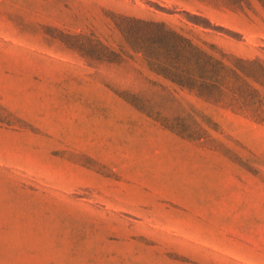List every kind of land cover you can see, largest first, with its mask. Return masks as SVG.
Masks as SVG:
<instances>
[{"label": "rangeland", "instance_id": "374dc122", "mask_svg": "<svg viewBox=\"0 0 264 264\" xmlns=\"http://www.w3.org/2000/svg\"><path fill=\"white\" fill-rule=\"evenodd\" d=\"M124 17L211 54L208 89ZM0 264H264V0H0Z\"/></svg>", "mask_w": 264, "mask_h": 264}, {"label": "trees", "instance_id": "16d2710c", "mask_svg": "<svg viewBox=\"0 0 264 264\" xmlns=\"http://www.w3.org/2000/svg\"><path fill=\"white\" fill-rule=\"evenodd\" d=\"M123 19L131 24L123 28L129 44L142 52L159 73L190 90L208 89L206 86H199L198 80L208 72L209 66L220 64L211 54L164 22L131 17ZM109 53L116 55L115 52Z\"/></svg>", "mask_w": 264, "mask_h": 264}]
</instances>
